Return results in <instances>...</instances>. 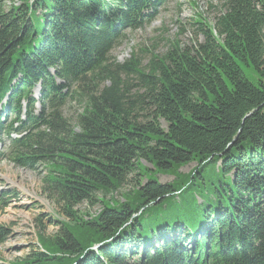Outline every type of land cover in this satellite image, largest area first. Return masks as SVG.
Instances as JSON below:
<instances>
[{
	"label": "trees",
	"instance_id": "trees-1",
	"mask_svg": "<svg viewBox=\"0 0 264 264\" xmlns=\"http://www.w3.org/2000/svg\"><path fill=\"white\" fill-rule=\"evenodd\" d=\"M221 1L213 24L195 21L202 43L117 63L120 27L161 0H0V101L11 93L18 116L38 81L56 93L48 68L67 89L8 157L49 168L67 223L15 264H207V245L226 250L219 264H264V0ZM83 204L101 208L85 220Z\"/></svg>",
	"mask_w": 264,
	"mask_h": 264
},
{
	"label": "rangeland",
	"instance_id": "rangeland-1",
	"mask_svg": "<svg viewBox=\"0 0 264 264\" xmlns=\"http://www.w3.org/2000/svg\"><path fill=\"white\" fill-rule=\"evenodd\" d=\"M221 4V0H167L156 19L148 26L128 33L121 47L115 49L110 57L117 63H123L129 59L132 52H137L138 48L161 55L166 52L168 44L174 41L186 46L200 44L203 40L202 36L196 33L195 21L203 17L213 24V18L221 10ZM147 58L148 54L141 56L144 61H147ZM36 89L33 91L34 97L38 90ZM78 110L80 106L68 103L60 114L63 118L71 120ZM160 125L162 129L166 127L162 121ZM142 165L149 167L144 161ZM194 166L190 164L179 172L188 173ZM48 171L47 166L29 170L7 162L0 164V198L4 197L5 203V207L0 211V227L6 230V236L0 244V264H15L18 260L29 258L28 256L40 247L37 237L41 231L46 233V237H52L62 229L59 222L64 218L60 217L58 208L47 198V192L44 190ZM158 180L164 184L171 182L173 178L159 176ZM100 208L97 206L90 210L83 204L78 211L90 213L85 215L87 220L86 218H92L94 214L96 216ZM63 221L67 223V220Z\"/></svg>",
	"mask_w": 264,
	"mask_h": 264
}]
</instances>
